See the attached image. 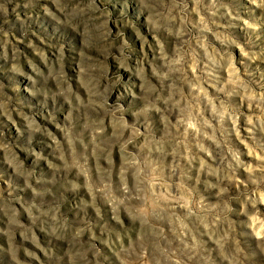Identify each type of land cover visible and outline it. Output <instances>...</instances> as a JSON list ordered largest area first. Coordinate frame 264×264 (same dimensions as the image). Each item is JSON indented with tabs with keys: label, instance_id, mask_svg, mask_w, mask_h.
Segmentation results:
<instances>
[{
	"label": "rangeland",
	"instance_id": "rangeland-1",
	"mask_svg": "<svg viewBox=\"0 0 264 264\" xmlns=\"http://www.w3.org/2000/svg\"><path fill=\"white\" fill-rule=\"evenodd\" d=\"M0 264H264V0H0Z\"/></svg>",
	"mask_w": 264,
	"mask_h": 264
}]
</instances>
